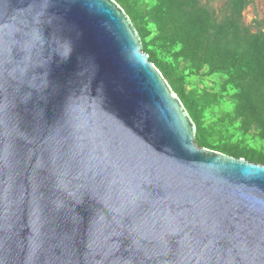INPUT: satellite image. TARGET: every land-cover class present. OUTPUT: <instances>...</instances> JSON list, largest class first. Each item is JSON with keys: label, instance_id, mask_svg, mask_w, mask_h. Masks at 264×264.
<instances>
[{"label": "water", "instance_id": "1", "mask_svg": "<svg viewBox=\"0 0 264 264\" xmlns=\"http://www.w3.org/2000/svg\"><path fill=\"white\" fill-rule=\"evenodd\" d=\"M196 126L113 0H0V264H264V165Z\"/></svg>", "mask_w": 264, "mask_h": 264}, {"label": "trees", "instance_id": "2", "mask_svg": "<svg viewBox=\"0 0 264 264\" xmlns=\"http://www.w3.org/2000/svg\"><path fill=\"white\" fill-rule=\"evenodd\" d=\"M113 1L194 122L196 145L264 165V30L243 19L252 0Z\"/></svg>", "mask_w": 264, "mask_h": 264}, {"label": "rangeland", "instance_id": "3", "mask_svg": "<svg viewBox=\"0 0 264 264\" xmlns=\"http://www.w3.org/2000/svg\"><path fill=\"white\" fill-rule=\"evenodd\" d=\"M203 1H211L215 8H219L226 0ZM243 19L245 25L250 27L259 25L264 30V0H252L251 6L243 14Z\"/></svg>", "mask_w": 264, "mask_h": 264}]
</instances>
